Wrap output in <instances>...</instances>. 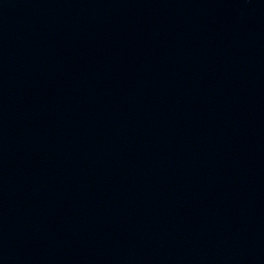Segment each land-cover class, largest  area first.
<instances>
[{
  "label": "water",
  "instance_id": "water-1",
  "mask_svg": "<svg viewBox=\"0 0 264 264\" xmlns=\"http://www.w3.org/2000/svg\"><path fill=\"white\" fill-rule=\"evenodd\" d=\"M0 264H264V0H0Z\"/></svg>",
  "mask_w": 264,
  "mask_h": 264
}]
</instances>
